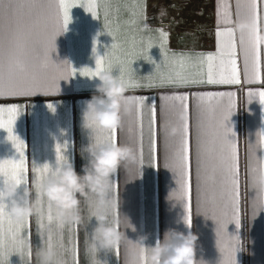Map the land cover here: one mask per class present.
Segmentation results:
<instances>
[{
  "label": "crops",
  "instance_id": "obj_1",
  "mask_svg": "<svg viewBox=\"0 0 264 264\" xmlns=\"http://www.w3.org/2000/svg\"><path fill=\"white\" fill-rule=\"evenodd\" d=\"M250 3L98 0L96 18L83 6H76L71 9L67 31L56 36L53 60L46 58L45 47L53 33L50 17L59 11L57 0H44L42 9L21 7L11 17L0 14L5 63L21 57L29 74L44 85L29 96L0 95V121L7 123L14 118V132L22 141L15 149L7 131L0 129V161L11 160L20 166L25 182L19 192L27 190L26 198L42 210L32 214L20 229L23 251H17L19 243L11 239L10 228L15 231L18 220L13 217L11 226L4 223V264H38L36 253L47 248L49 239L58 264H148V248L171 229L197 235V259L206 264H264V104L258 96L264 91V0H257V75H253L252 29L238 28V22L250 21ZM227 29L234 34L235 57L226 54L227 35H217ZM55 31H61L59 15ZM209 54L214 57L213 78H218L221 59L234 58L241 83L208 84ZM98 56L104 57L105 69L111 64L110 72L117 77L123 69L124 80L135 85L127 86L125 95L130 99L117 129V143L130 145L134 158L113 176L110 193L109 220L123 234L118 255L117 246L110 250L91 247L97 223L92 218L97 210L95 194L81 197V222H63V226L56 219L54 205L53 220L48 221L49 200L44 195L42 203H36L35 169L46 163L53 169L57 166V145L77 173L83 175L89 164L86 148L96 142V134L85 123V113L87 102L99 95L96 89L102 81L83 76L79 70H95ZM72 66L77 69L75 75L71 74ZM229 109L231 117L226 125L234 133L229 139L236 147L239 165L235 200L231 149L223 143L225 130L221 127ZM185 123L189 125L187 136ZM185 139L190 143L188 172L182 160ZM101 140L100 144L111 143L103 137ZM48 177H43L42 193ZM186 180L192 202L190 227L185 222ZM5 185L0 178V188ZM4 202L9 211L10 202ZM141 237H146V248ZM141 248L145 249L143 254Z\"/></svg>",
  "mask_w": 264,
  "mask_h": 264
},
{
  "label": "clouds",
  "instance_id": "obj_2",
  "mask_svg": "<svg viewBox=\"0 0 264 264\" xmlns=\"http://www.w3.org/2000/svg\"><path fill=\"white\" fill-rule=\"evenodd\" d=\"M238 28L250 31L252 23L240 21ZM99 79L102 81L96 89L99 95H94L87 102L85 123L93 121L104 130L119 128L122 125V110H126L124 100L127 85L110 71L103 72ZM86 151L90 161L84 167V174L77 173L74 164L65 159L63 165L49 175L43 186V195L56 207L62 222L79 223L82 220L81 197L95 194L97 210L92 218L97 223L92 230L91 247L93 250H110L120 244L123 235L116 223L109 220L112 179L123 164L134 158V150L126 144H97L92 141ZM19 189L18 184H6L0 196L10 202L12 217L23 221L37 212L38 208L26 198L27 190L20 194ZM180 195L177 193L178 198ZM127 221L133 227L128 218ZM145 239L141 237L144 248ZM197 241L198 236L193 233L185 234L171 229L164 234L163 240L148 248V264H206L203 259H197ZM36 257L38 264H58L57 254L52 248H41Z\"/></svg>",
  "mask_w": 264,
  "mask_h": 264
},
{
  "label": "snow or ice",
  "instance_id": "obj_3",
  "mask_svg": "<svg viewBox=\"0 0 264 264\" xmlns=\"http://www.w3.org/2000/svg\"><path fill=\"white\" fill-rule=\"evenodd\" d=\"M44 5V0H0V14H3L5 17H11L12 14L18 12V10L21 7H27L30 10L32 9H42ZM58 5V12L53 13L50 17L52 27H53V33L51 37L48 39L46 47H45V56L47 59L52 60V53L55 52V41L56 36L61 34L62 32H66L68 29V25L71 22V9L76 6H83L85 10L90 12L94 18L98 16L97 8H98V0H57ZM250 21L252 23V38H251V47H252V54H253V75H257V61L259 60V45H260V38H259V30L257 27L258 20H259V14H258V3L257 0H251L250 3ZM57 15L60 16L61 20V31L56 32L55 31V23L57 19ZM47 22H45L44 27L47 28ZM163 36H167V33H162ZM217 35H227L228 41H227V55L230 57H235V43L233 39V31L231 29H227L226 32L221 33L217 32ZM3 40L4 37L2 34H0V95H2L4 92L19 94V95H25L29 96L34 93H37V90L42 88L44 85L40 82L39 78L34 74H29L28 67L25 64L24 60L21 57H16L15 61H13L11 58L8 60L7 63H5L2 50H3ZM99 41H96V44H98ZM116 45H114L115 47ZM93 52H97V48L94 47ZM224 53H222L223 55ZM213 59L214 57L209 54L207 56V60L209 61L208 64V84H239L241 83L240 79V68L238 64L237 59H229V60H220V68H219V74L218 78H213ZM248 63V52L245 51V66H247ZM105 70L111 71V64H109L108 69L104 68V57L98 56L96 59V68L95 70L84 67L79 70L80 74L86 77H99L102 72ZM77 72V69L72 66L71 68V74L75 75ZM120 75L118 76L119 79H121L123 82L127 84L129 88L135 87V85L132 83L131 80L125 81L123 78V69H120ZM220 95H224V93H221ZM230 95V94H229ZM249 95L251 96L252 93L250 92ZM259 101L261 104H264V91H261L258 93ZM130 98H125L124 103L127 104ZM178 99H187V97H178ZM49 108L51 110H55L54 106L52 104H49ZM13 113L17 111L16 108L11 109ZM152 116H153V123L155 121V107L152 108ZM231 117V111L230 109L226 111L222 117L221 120V127L225 130L224 137H223V143L225 145H228L231 149L230 155L232 159V167H231V173H232V185H233V199L235 200L236 197L239 195L238 191V185L239 181L237 179V176L239 174V165H238V157L236 153V147L235 145L231 144V139H229V134L233 136L234 133H232V128L228 127L226 125L227 121H230ZM15 119L9 120L7 123H4L0 121V129H4L7 131L8 136L7 139L12 142L15 149H18L20 145L22 144L21 139L15 134L14 132V125ZM87 126L93 130V132L96 134V143L100 144L102 142L101 137H103L104 141L110 140L113 143H117V129L113 128L109 130H104L102 128H99L95 125L93 121H89ZM184 130L186 136L189 133V125L187 123L184 124ZM57 151V166L53 169V167L49 164H44L41 167H37L35 169L37 173V180H36V190H37V197H36V203L37 205H40L42 203L41 197L43 195L41 189H42V181L43 177L46 175L52 174L55 170H58L59 167L62 166V162L65 160V157L63 155H60L61 149L60 146L57 145L56 147ZM182 160H183V166L186 172L190 169V143L188 139H185L183 141V147H182ZM0 178L3 179V185L5 184H18L21 185L23 181V176L20 171V166L16 164L14 161L11 160H3L0 161ZM3 188H0V193H2ZM185 193H186V212L187 215L185 217V222L191 226V219H192V202H191V195H190V182L186 180L185 183ZM53 207V204L51 201L48 202V216L47 219L49 222H52L53 216L51 215V209ZM8 205L4 202V199L2 196H0V264H4V261L6 259V253L4 252V235H3V226L4 223L7 222L10 226L12 224V215L9 211H7ZM42 210L38 208V214ZM95 214V211L93 212ZM57 220H60L61 226H63V222L60 219L59 215L56 217ZM28 222V218L23 221H18L15 231H11V239L14 242L19 243V247L16 249L17 251H23L24 248V241L20 239V229L24 226V223ZM239 224V220L237 219L236 225ZM51 241L49 239L47 248H51ZM145 252V249L141 248V253L143 254ZM30 255V252L28 253ZM116 254H119V248L118 245L116 247Z\"/></svg>",
  "mask_w": 264,
  "mask_h": 264
}]
</instances>
